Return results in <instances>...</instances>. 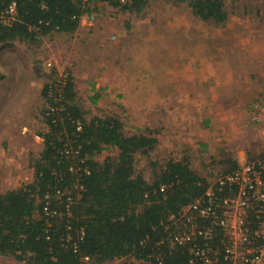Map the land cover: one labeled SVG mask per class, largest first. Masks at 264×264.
Wrapping results in <instances>:
<instances>
[{"label": "rangeland", "instance_id": "obj_1", "mask_svg": "<svg viewBox=\"0 0 264 264\" xmlns=\"http://www.w3.org/2000/svg\"><path fill=\"white\" fill-rule=\"evenodd\" d=\"M89 3L75 33L0 47V192L33 181L47 129L43 87L68 77L89 119L115 116L125 133L157 139L136 155L149 181L169 160L187 158L213 183L233 161L264 152V109L254 110L264 106V0H226L221 25L186 2L151 0L139 13ZM116 155L109 148L97 158ZM0 264L25 263L0 255Z\"/></svg>", "mask_w": 264, "mask_h": 264}, {"label": "trees", "instance_id": "obj_2", "mask_svg": "<svg viewBox=\"0 0 264 264\" xmlns=\"http://www.w3.org/2000/svg\"><path fill=\"white\" fill-rule=\"evenodd\" d=\"M149 1L0 0V47L75 33L89 2L139 13ZM165 1L188 3L194 16L208 23L229 19L226 0ZM12 3L17 15L7 21ZM42 95L47 129L41 132L42 152L32 158L33 181L0 192V255L25 264H159L158 255L162 264H188L185 247L171 250L158 242L173 231L166 228L169 216L202 198L210 182L187 158L161 165L152 181L138 174L136 155H148L157 139L125 133L115 116L89 119L72 77L45 84ZM109 148L117 155L99 160ZM238 167L233 161L226 172Z\"/></svg>", "mask_w": 264, "mask_h": 264}, {"label": "built area", "instance_id": "obj_3", "mask_svg": "<svg viewBox=\"0 0 264 264\" xmlns=\"http://www.w3.org/2000/svg\"><path fill=\"white\" fill-rule=\"evenodd\" d=\"M89 13L94 19V13ZM16 15L12 3L6 20ZM263 109L262 103L254 108L259 115ZM168 221L166 228L173 231L158 244L167 243L171 250L185 247L188 264H264V152L220 174L202 198L170 215ZM158 259L162 264L160 255Z\"/></svg>", "mask_w": 264, "mask_h": 264}]
</instances>
